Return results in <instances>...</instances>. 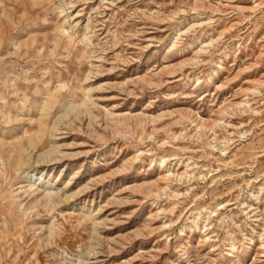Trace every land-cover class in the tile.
I'll list each match as a JSON object with an SVG mask.
<instances>
[{"label": "rangeland", "instance_id": "obj_1", "mask_svg": "<svg viewBox=\"0 0 264 264\" xmlns=\"http://www.w3.org/2000/svg\"><path fill=\"white\" fill-rule=\"evenodd\" d=\"M0 264H264V0H0Z\"/></svg>", "mask_w": 264, "mask_h": 264}, {"label": "bare ground", "instance_id": "obj_2", "mask_svg": "<svg viewBox=\"0 0 264 264\" xmlns=\"http://www.w3.org/2000/svg\"><path fill=\"white\" fill-rule=\"evenodd\" d=\"M17 162H19V161H17Z\"/></svg>", "mask_w": 264, "mask_h": 264}]
</instances>
